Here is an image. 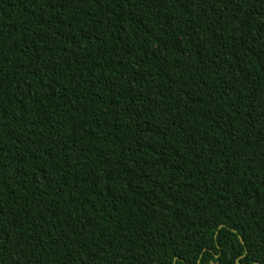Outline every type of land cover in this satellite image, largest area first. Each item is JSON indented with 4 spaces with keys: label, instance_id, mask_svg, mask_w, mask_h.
I'll return each instance as SVG.
<instances>
[{
    "label": "trees",
    "instance_id": "trees-1",
    "mask_svg": "<svg viewBox=\"0 0 264 264\" xmlns=\"http://www.w3.org/2000/svg\"><path fill=\"white\" fill-rule=\"evenodd\" d=\"M0 264H264V0H0Z\"/></svg>",
    "mask_w": 264,
    "mask_h": 264
}]
</instances>
